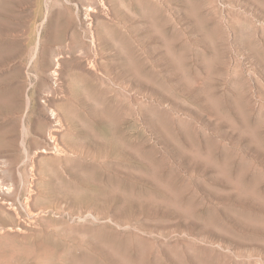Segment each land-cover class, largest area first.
Wrapping results in <instances>:
<instances>
[{
	"label": "rangeland",
	"instance_id": "obj_1",
	"mask_svg": "<svg viewBox=\"0 0 264 264\" xmlns=\"http://www.w3.org/2000/svg\"><path fill=\"white\" fill-rule=\"evenodd\" d=\"M0 264H264V0H0Z\"/></svg>",
	"mask_w": 264,
	"mask_h": 264
},
{
	"label": "bare ground",
	"instance_id": "obj_2",
	"mask_svg": "<svg viewBox=\"0 0 264 264\" xmlns=\"http://www.w3.org/2000/svg\"><path fill=\"white\" fill-rule=\"evenodd\" d=\"M98 38V37H97ZM53 72V71H52Z\"/></svg>",
	"mask_w": 264,
	"mask_h": 264
}]
</instances>
